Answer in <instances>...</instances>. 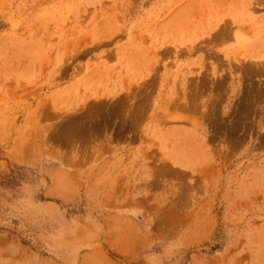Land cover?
<instances>
[{"label": "rangeland", "instance_id": "rangeland-1", "mask_svg": "<svg viewBox=\"0 0 264 264\" xmlns=\"http://www.w3.org/2000/svg\"><path fill=\"white\" fill-rule=\"evenodd\" d=\"M0 264H264V0H0Z\"/></svg>", "mask_w": 264, "mask_h": 264}]
</instances>
